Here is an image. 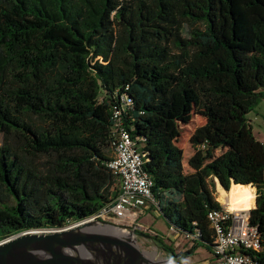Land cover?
I'll return each mask as SVG.
<instances>
[{"label":"trees","instance_id":"16d2710c","mask_svg":"<svg viewBox=\"0 0 264 264\" xmlns=\"http://www.w3.org/2000/svg\"><path fill=\"white\" fill-rule=\"evenodd\" d=\"M193 92L206 118L194 144L210 153L186 173L171 124L176 97ZM123 95L168 226L209 249L217 183L241 190L242 209L250 186L264 241V143L246 117L264 98V0H0V242L117 197L108 162ZM151 239L177 261L195 253Z\"/></svg>","mask_w":264,"mask_h":264},{"label":"built area","instance_id":"2783aa9c","mask_svg":"<svg viewBox=\"0 0 264 264\" xmlns=\"http://www.w3.org/2000/svg\"><path fill=\"white\" fill-rule=\"evenodd\" d=\"M129 106L130 101L123 95L120 97V103L114 106L112 114L114 156L108 162V168L116 180L117 197L83 221L69 223L62 229L34 232L53 233L88 222L103 221L133 228L147 235L153 233L147 227L136 224L139 217L137 209L147 205L158 208V203L152 192L154 182L145 170L146 154L138 149L124 123ZM199 148L206 151L207 145H199ZM250 216V210L231 212L223 207L209 212L208 220L214 234V264H264L256 258V255L264 250V241L258 228L251 225ZM170 231L176 232L173 226ZM186 238L194 240L195 237Z\"/></svg>","mask_w":264,"mask_h":264},{"label":"water","instance_id":"95a60500","mask_svg":"<svg viewBox=\"0 0 264 264\" xmlns=\"http://www.w3.org/2000/svg\"><path fill=\"white\" fill-rule=\"evenodd\" d=\"M110 227L130 237L94 230ZM151 239L135 229L93 221L53 233L25 232L0 244V264H150L136 238Z\"/></svg>","mask_w":264,"mask_h":264},{"label":"rangeland","instance_id":"374dc122","mask_svg":"<svg viewBox=\"0 0 264 264\" xmlns=\"http://www.w3.org/2000/svg\"><path fill=\"white\" fill-rule=\"evenodd\" d=\"M175 101V116L173 123L171 124L172 139L183 155L185 172L190 173L201 167L205 163L208 154L210 153V151H202L199 146H196L194 144L196 143L195 138L200 139L205 134L206 118L204 115L201 99L197 92L182 96L178 95ZM246 117L249 121L250 126L252 127L254 136L257 138V140L264 143V98L259 101V103L247 114ZM1 139L2 137L0 136V145ZM220 187L221 186L217 183V191L221 189ZM254 190L256 195V189L254 188ZM228 194L229 193L225 192V190H221L220 193L217 192V201L219 202L220 195H224L228 200V205H231V203L234 202V200L238 199L240 196L239 192H236L234 194L230 193L229 195ZM252 196L253 195L251 193L250 196H247V198L251 199ZM256 201L254 203H256ZM254 207L255 204L253 205L252 203H249L247 206H244V209L241 211H248L252 208L254 209ZM233 208L236 209L235 206ZM136 212L139 215L136 224L147 227L153 232L148 235L145 233L144 234L151 238H154L152 237V235L157 232L158 236L164 234V238L162 239L163 243L168 248L172 249L175 253L188 252L193 249H195V253H203L207 251L206 248L201 245L200 241H193L186 238L185 233L170 231V227H167L165 225L163 216L161 215V212L158 208L147 205L145 208L137 209ZM155 229L157 232H154ZM174 236H176L177 238L175 237V240H172L171 237ZM136 241L138 248L142 252L156 251L159 257H163L167 261H171L174 264H190L193 260V256L195 255L194 253L189 257H179L177 261L173 256L168 254L160 244H157L152 239H144L143 237H138L136 238Z\"/></svg>","mask_w":264,"mask_h":264},{"label":"bare ground","instance_id":"6f19581e","mask_svg":"<svg viewBox=\"0 0 264 264\" xmlns=\"http://www.w3.org/2000/svg\"><path fill=\"white\" fill-rule=\"evenodd\" d=\"M220 196L223 199H226V197L224 195H220ZM226 201L228 203V200L227 199H226ZM231 206H233V207L235 206V208L238 209V210L241 209L239 199L234 200V202L231 203ZM224 209H226L228 211H231V212H242V211H233L232 209H229V208H224ZM93 229L94 230H97V231H100L102 233H107V234H112V235H117V236H123V237H130L134 241V243H135L134 238H132V236H129L128 231H123V230H120V229H113V228H110V227H93ZM30 232H34V231H30ZM11 238H13V237H11ZM8 240L9 239H6V240L0 242V244L6 242ZM143 254H144L146 260L150 264H174L171 261H167L163 257H159V255H158V253H156V251H154V252H143Z\"/></svg>","mask_w":264,"mask_h":264},{"label":"crops","instance_id":"0c3cea01","mask_svg":"<svg viewBox=\"0 0 264 264\" xmlns=\"http://www.w3.org/2000/svg\"><path fill=\"white\" fill-rule=\"evenodd\" d=\"M233 186V185H232ZM249 187V189H244V190H247L249 193L247 194V196H250V194L252 193V191H251V189H250V186H248ZM221 188V187H220ZM240 189V188H239ZM221 190H223L222 188L219 190V191H217L218 193H220V191ZM224 191V190H223ZM231 191V190H230ZM250 191H251V193H250ZM225 192H227V191H225ZM239 192V194H240V196H239V198L238 199H240L241 198V196H242V192H241V190H239L238 191ZM228 193H229V191H228ZM217 194V193H216ZM230 194V193H229ZM228 194V195H229ZM252 195H253V193H252ZM246 196V197H247ZM254 196V195H253ZM252 196V198L254 199V202L256 201L255 200V198ZM219 202L223 205V207L224 208H229V209H232L233 211H241V210H243L242 209V201H241V209L240 210H238V209H234L231 205H228V203H227V201H226V199H223L221 196H220V198H219ZM255 204V207L254 208H256V203H254ZM253 209V208H252ZM251 210V209H250ZM249 211V210H248ZM242 212H244V211H242ZM247 212V211H246ZM163 221H164V223H165V225L167 226V227H169L168 226V224L166 223V221H165V219L163 218ZM154 232H157L156 231V229L154 230ZM158 233V232H157ZM157 233H155V234H153L152 235V237H154L155 239L157 238L158 240H160V241H162V239L164 238V234H161V236H158V234ZM175 237L176 236H174V237H171V239L172 240H175ZM177 238V237H176ZM163 242V241H162ZM206 252H203V253H198V252H196L195 253V255L193 256V260L191 261V263L190 264H214V259H213V256H212V247H210L209 249H207L206 248Z\"/></svg>","mask_w":264,"mask_h":264}]
</instances>
